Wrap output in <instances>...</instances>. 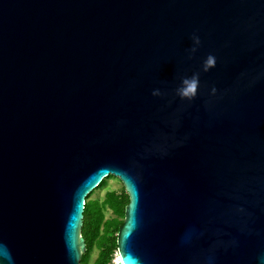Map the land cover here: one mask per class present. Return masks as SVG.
<instances>
[{"label": "water", "instance_id": "water-1", "mask_svg": "<svg viewBox=\"0 0 264 264\" xmlns=\"http://www.w3.org/2000/svg\"><path fill=\"white\" fill-rule=\"evenodd\" d=\"M109 175L116 264H264V0H0V264H82Z\"/></svg>", "mask_w": 264, "mask_h": 264}, {"label": "trees", "instance_id": "trees-1", "mask_svg": "<svg viewBox=\"0 0 264 264\" xmlns=\"http://www.w3.org/2000/svg\"><path fill=\"white\" fill-rule=\"evenodd\" d=\"M103 179L96 189L105 186ZM116 177V176H115ZM94 189L87 195L81 234L86 242V251L81 256L82 264H116L115 255L118 252V232L125 220V211L130 202L129 194L124 185L120 189L108 190L104 199H91ZM111 211V216L106 212ZM97 250V257L91 263L93 252Z\"/></svg>", "mask_w": 264, "mask_h": 264}, {"label": "clouds", "instance_id": "clouds-1", "mask_svg": "<svg viewBox=\"0 0 264 264\" xmlns=\"http://www.w3.org/2000/svg\"><path fill=\"white\" fill-rule=\"evenodd\" d=\"M196 42L198 43L199 40L196 38ZM214 58L209 56V58L206 61V68L210 66H214ZM184 86L178 90V94L181 97H187V98H192L195 96L196 89H197V79L194 77L191 80H184ZM159 91L154 90L153 95H158Z\"/></svg>", "mask_w": 264, "mask_h": 264}, {"label": "rangeland", "instance_id": "rangeland-1", "mask_svg": "<svg viewBox=\"0 0 264 264\" xmlns=\"http://www.w3.org/2000/svg\"><path fill=\"white\" fill-rule=\"evenodd\" d=\"M122 185H123V183L121 182V180L118 177L113 178L112 180L108 181L105 186H102V187L98 188L96 199H100V200L104 199L105 194H106V192L108 190L120 189L122 187ZM106 215L107 216H111L112 215L111 211L108 210L106 212ZM97 253H98L97 250H95L93 252V255H92V258H91L92 261H94V259L97 257ZM118 256L119 255H118V252H117L116 255H115L114 262H116Z\"/></svg>", "mask_w": 264, "mask_h": 264}, {"label": "bare ground", "instance_id": "bare-ground-1", "mask_svg": "<svg viewBox=\"0 0 264 264\" xmlns=\"http://www.w3.org/2000/svg\"><path fill=\"white\" fill-rule=\"evenodd\" d=\"M117 259H119V256H118V258Z\"/></svg>", "mask_w": 264, "mask_h": 264}]
</instances>
